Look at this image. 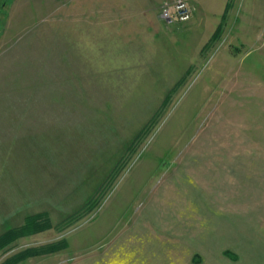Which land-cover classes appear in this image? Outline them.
<instances>
[{
    "label": "rangeland",
    "instance_id": "obj_1",
    "mask_svg": "<svg viewBox=\"0 0 264 264\" xmlns=\"http://www.w3.org/2000/svg\"><path fill=\"white\" fill-rule=\"evenodd\" d=\"M251 4L194 29L147 0H0V264H264Z\"/></svg>",
    "mask_w": 264,
    "mask_h": 264
},
{
    "label": "crops",
    "instance_id": "obj_2",
    "mask_svg": "<svg viewBox=\"0 0 264 264\" xmlns=\"http://www.w3.org/2000/svg\"><path fill=\"white\" fill-rule=\"evenodd\" d=\"M150 2V8L156 11L158 13V20L163 23V21L159 17V10H160V2L161 0H147ZM168 1V0H166ZM193 6L195 7V11L193 13V16L191 18V22L194 29H199L200 25L202 24L203 26H209V25H214L219 20L227 8V6L234 11L233 5L241 4L242 3V12H243V18L246 19L250 17L251 15L254 14V8L252 7V2L253 0H188ZM163 2V1H162ZM229 2H232V6L229 5ZM245 4V7L243 6V3ZM247 21L249 20L251 23V19H246ZM247 21H243L247 22ZM225 256V253H224ZM232 260V259H231ZM235 261V260H233Z\"/></svg>",
    "mask_w": 264,
    "mask_h": 264
},
{
    "label": "built area",
    "instance_id": "obj_3",
    "mask_svg": "<svg viewBox=\"0 0 264 264\" xmlns=\"http://www.w3.org/2000/svg\"><path fill=\"white\" fill-rule=\"evenodd\" d=\"M161 19L167 24L173 22H188L195 11L193 4L186 0H176L173 3L162 5Z\"/></svg>",
    "mask_w": 264,
    "mask_h": 264
},
{
    "label": "trees",
    "instance_id": "obj_4",
    "mask_svg": "<svg viewBox=\"0 0 264 264\" xmlns=\"http://www.w3.org/2000/svg\"><path fill=\"white\" fill-rule=\"evenodd\" d=\"M27 220V224L25 225V228L26 227H28V226H30V224L31 225H34L35 224V222H36V220L34 221L32 218H27L26 219ZM14 232H11V231H9V232H7L6 234H4L3 236H1L0 237V248H2L3 247V245H5L6 244V242H7V240H10V238H12V237H14V236H11L12 234H13ZM4 243V244H3ZM225 256H228L229 258H231L232 260H235V258L231 255V253H229V252H225ZM198 259L197 258H195V259H193V263H198Z\"/></svg>",
    "mask_w": 264,
    "mask_h": 264
}]
</instances>
